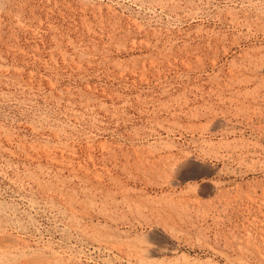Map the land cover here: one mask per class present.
<instances>
[{
    "label": "rangeland",
    "instance_id": "rangeland-1",
    "mask_svg": "<svg viewBox=\"0 0 264 264\" xmlns=\"http://www.w3.org/2000/svg\"><path fill=\"white\" fill-rule=\"evenodd\" d=\"M7 235L0 264H264V0H0Z\"/></svg>",
    "mask_w": 264,
    "mask_h": 264
},
{
    "label": "bare ground",
    "instance_id": "bare-ground-1",
    "mask_svg": "<svg viewBox=\"0 0 264 264\" xmlns=\"http://www.w3.org/2000/svg\"><path fill=\"white\" fill-rule=\"evenodd\" d=\"M83 55V54H82ZM31 74V73H30ZM220 124V123H219ZM63 159V158H62ZM194 165H200V163H199V161H197V160H193V159H191V158H186L185 160H183L181 163H179V164H177V162H176V165H174V167H173V169L176 171V172H180V171H182L183 169H186V168H189V167H192V166H194ZM93 204V203H92ZM34 206V205H33ZM32 208V207H31ZM10 211V210H9ZM6 219V218H5ZM2 221V220H1ZM22 227V226H21ZM76 229V228H75ZM6 230V229H5ZM166 230V229H165ZM81 231V230H80ZM5 232V231H4ZM7 233V232H6ZM12 235V234H11ZM80 235V234H79ZM7 239H5V240H2V239H4V237L1 239V241H0V251L2 252V253H6V252H8V250H10L11 249V251H12V249L13 248H15V246H16V242H13V240H15V239H13V240H11L10 238L8 239V235L7 236H5ZM12 238H13V236H11ZM18 241L20 240V239H18V238H16ZM24 240V239H23ZM20 242H21V240H20ZM19 243V242H18ZM22 244V243H21ZM18 245V244H17ZM129 245V244H128ZM28 246V245H27ZM134 246V245H133ZM17 247V246H16ZM18 248V247H17ZM23 249V248H22ZM25 249V248H24ZM18 250V249H17ZM20 250V249H19ZM23 251V250H22ZM143 251V250H142ZM142 251H141V254H143L145 251H143V253H142ZM21 253V252H20ZM28 253V252H27ZM133 253V252H132ZM147 253V255L148 256H154V255H156V254H158L156 251H152V250H149V251H147L146 252ZM1 254V253H0ZM25 254V253H24ZM33 254V253H32ZM12 255V254H11ZM18 255V254H17ZM26 255V254H25ZM144 255H146V254H144ZM29 256V255H28ZM55 256H57V255H55ZM32 257V256H31ZM31 257H28V258H31ZM43 257V256H42ZM41 257V258H42ZM53 257V256H52ZM27 258V257H26ZM37 258V257H36ZM36 258H35V261H32V262H35V264H36V261L38 260H36ZM5 259V258H4ZM23 259V258H22ZM40 259V258H39ZM43 259H45V258H43ZM59 259V258H58ZM6 260V259H5ZM50 260V259H49ZM54 260V259H53ZM52 260V261H53ZM41 262L39 263V264H43V263H45V261H43V260H40ZM14 262V261H13ZM26 262V261H25ZM24 262V263H25ZM54 262H56L55 260H54ZM9 263H10V260H9ZM3 264V263H2ZM12 264V263H11ZM16 264V263H15ZM30 264V263H29Z\"/></svg>",
    "mask_w": 264,
    "mask_h": 264
}]
</instances>
